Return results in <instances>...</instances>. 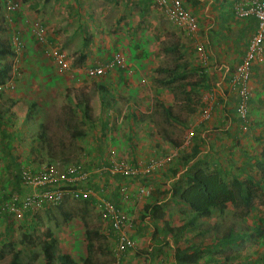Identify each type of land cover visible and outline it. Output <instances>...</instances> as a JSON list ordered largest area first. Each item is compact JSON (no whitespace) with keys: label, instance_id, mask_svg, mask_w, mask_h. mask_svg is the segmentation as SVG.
Returning <instances> with one entry per match:
<instances>
[{"label":"rangeland","instance_id":"374dc122","mask_svg":"<svg viewBox=\"0 0 264 264\" xmlns=\"http://www.w3.org/2000/svg\"><path fill=\"white\" fill-rule=\"evenodd\" d=\"M11 1L18 3L17 10H9L6 0H0V39L7 51L4 62L13 67L14 87L1 90L0 107L5 108L6 115L12 116L16 137L11 147L21 162L27 161L23 165L40 168L45 164L76 162L84 170L93 171L112 160L148 163L172 155L148 176L133 179L136 184L151 188L152 197H148L151 201L147 204L144 199L133 207L129 197L126 202L122 198L109 199L120 209L134 214L133 229L139 226L140 239L159 243L162 254L169 258L173 257L176 247L193 246L197 249L192 260L195 262L190 264H264V204L260 199L252 200L248 206L227 204L221 210L195 215L186 210L175 211L170 203L167 204L166 195L159 187L167 186L166 175L170 178L180 173L178 183H183L186 174L194 171L195 166L188 163V154L193 144L202 139V127L198 129L201 122L198 121L200 117L206 121L212 114L204 117L206 103L202 97L208 90L203 85L192 88L194 83L202 84L203 81L198 45L204 47L212 62L228 65L229 71L239 62L225 50L230 31L226 34L221 27H214L218 22L213 16V4L210 17L200 1L183 0L200 27L198 34L190 37L183 27L166 17L154 0ZM204 3L207 6L208 2ZM121 11L128 18L125 27L120 25L123 21ZM97 13L109 29L100 30L103 25L95 24ZM79 24L84 25L87 32L77 33ZM32 25H42L46 29L45 40L40 41L34 35ZM72 32L79 34L80 38L70 39ZM14 36H18L22 43L19 50L12 42ZM90 36L92 43L97 41L98 44L97 49L89 48L88 54L95 52L109 57L113 51H120L125 64L122 72L121 67H115L102 77L86 73L91 63L80 54V45L84 40L89 41ZM218 48L221 53L217 52ZM57 51L67 54L72 63L69 70H58L54 62ZM177 65L182 68L187 65L185 79L163 83L170 76L168 70ZM220 71L212 69L207 73L211 90L220 82ZM119 73L122 82L105 83L110 80L108 77ZM103 86L111 94H107ZM231 90L239 97L233 88ZM33 102L37 106L27 120L24 116ZM84 102L89 106V117H83L81 112L79 105ZM166 108H170L171 117ZM40 131L43 132L41 139L38 136ZM3 165L4 162L0 161L2 172ZM229 165L227 180L239 174L235 163ZM254 169L259 173L257 165ZM239 177L246 178L244 175ZM104 178L111 182L106 181L108 192L118 184L121 189L126 180L102 172L87 183H77V186L90 187L102 195ZM174 183L170 181V185ZM113 194L116 193L112 192L111 196ZM13 216L8 236L2 234L5 225L0 219V253L3 255L0 264L10 262L12 251H7L8 241L12 244L11 250H21L30 264L40 261L41 256L37 260L32 256L42 253L41 246L48 238L49 230L52 236L48 239H55L59 252L69 253L79 264H84L83 259L88 255V264L114 262L113 239H109L108 234L110 226L101 217L99 200H75L67 196L59 205L48 204L39 211ZM257 227L259 232H256ZM87 229L100 234L93 237L90 253L87 250ZM132 231L134 237L136 234L133 236ZM231 233L247 236L226 245L222 239ZM139 251H142L141 260L145 262L148 258L145 253H149L146 244Z\"/></svg>","mask_w":264,"mask_h":264},{"label":"built area","instance_id":"2783aa9c","mask_svg":"<svg viewBox=\"0 0 264 264\" xmlns=\"http://www.w3.org/2000/svg\"><path fill=\"white\" fill-rule=\"evenodd\" d=\"M155 3L162 9L166 17L176 25L185 29L186 34L190 37H195L199 30V23L196 16L187 9L183 0H154ZM9 10H17L18 3L6 0ZM238 18L254 16L258 20V28L251 37L248 50L245 56L236 65L231 82L233 89L239 96L237 104V115L244 121L248 122L250 113V98L252 79V66L255 62H260L263 59L264 53V0H248L240 3L236 9ZM32 32L37 38L45 40L46 29L42 25H32ZM17 50L22 43L18 36L12 39ZM199 58L201 66L205 72H210L212 65L210 57L206 53L204 47L199 44ZM54 62L60 72L69 70L72 66L67 54L63 51L54 53ZM115 67L124 68V57L121 53L113 55L112 59L91 65L86 68V73L89 76L101 77ZM228 68L224 69V73L228 72ZM13 75L5 83L0 85V91L5 87L13 88ZM211 91V92H210ZM202 97V101L206 103L204 117L208 118L214 109L212 97L215 91L210 90ZM172 158V155L165 159H157L144 163L136 161L131 164L126 159L112 160L107 165L100 169L89 171L84 170L79 163H60L45 164L40 168H34L30 165H23L21 169L22 189L18 194L13 195L6 203L5 208L9 213L19 214L21 212H35L43 209L45 205H59L67 196L75 200H99L101 207V217L109 223L112 237L114 240L113 264H121L123 256L129 251L138 253L139 241L131 236V231L134 227L135 216L124 209L117 207L111 200L102 199L90 187L77 186V183H87L98 173H106L120 175L126 178L121 184V192L125 197H131L132 206L136 207V203L147 199L151 194V188L144 184H136L135 189L130 187V181L133 179H142L148 176L157 167L162 166L165 162ZM130 180V181H128ZM95 181H98L97 179ZM135 181V180H134ZM133 206V207H134ZM147 264H150L148 262Z\"/></svg>","mask_w":264,"mask_h":264},{"label":"crops","instance_id":"0c3cea01","mask_svg":"<svg viewBox=\"0 0 264 264\" xmlns=\"http://www.w3.org/2000/svg\"><path fill=\"white\" fill-rule=\"evenodd\" d=\"M83 1V0H80ZM198 2L202 3L205 9V13L208 16L213 15V11L211 9L213 4V10L214 11V18L215 21L218 22V24L214 27H221L222 31H224L226 34L228 31H230L231 35L228 39L229 43L226 44L225 50L227 54L229 53L233 55V59L237 58V61L240 62V60L245 56L248 45L250 42L251 37L254 35L258 28V20L254 16L250 15L248 17L244 18H238L236 15V9L238 5L244 1L248 0H197ZM204 2H208L207 6ZM215 2V3H214ZM216 9H215V7ZM202 12V13H204ZM124 11H121V14L123 16ZM121 15L119 14L118 17ZM95 24L99 23L103 26H100V30H107L109 29L107 26L104 25V19L100 16V14H96L94 16ZM123 16V21L121 22V26H126V21ZM133 20H136L134 18ZM83 22L85 20L83 19ZM116 24V22H115ZM94 26V24H93ZM94 28V27H93ZM92 28V31H93ZM124 29V28H123ZM77 33L79 32H87L85 30L84 25H77L76 27ZM73 35L70 37L78 38L79 34L72 32ZM125 35V34H123ZM84 37V36H83ZM80 38V37H79ZM86 37H84L85 39ZM81 38V40H84ZM93 38L90 36L89 41L84 40V43L82 42L80 45V51L83 58L91 63V65L100 64L103 62H106L110 59H112L113 55L116 53H121L120 51H113L111 56L108 57V54L105 56H102L99 53H93L88 54L89 48L97 49L96 45L98 44L97 41H94L92 43ZM137 40V38H136ZM231 41V43H230ZM69 42V41H68ZM136 42V41H135ZM80 43V42H79ZM99 46V45H98ZM217 52L221 53V50L218 48ZM224 51V50H222ZM122 54V53H121ZM227 56V55H226ZM86 57V58H85ZM228 57V56H227ZM237 62L236 65L239 63ZM212 68L214 71L221 70L220 72V82L217 83L216 88H213L212 90L215 91L214 96L212 97V102H214V109L212 110V114L210 119H207L205 121L204 118L200 117L201 119L198 121L200 125L198 126V129L202 127V139H198L196 141V144H200L201 146V153L198 154V156L192 161V163L195 160H200L204 163H207V165L211 168L216 169V167L223 168V170L228 171L230 173V164L235 163V166H237L239 169V175H248V174H256L257 170L254 169L256 160L259 159V155L261 150L264 149V53H263V59L260 62H255L252 66V79L250 82L251 86V98L249 101L250 104V113H249V120L248 122L242 121L238 115H237V104L239 102V97L235 96V93L232 92V82L231 78L234 72L235 67H232L233 70L229 71L227 73H224L225 68H230L228 65H218L217 63H214L210 61ZM90 65V66H91ZM122 74L119 73L118 76L112 75V77H108L110 80L105 81L106 82H115L121 81L122 82ZM107 77H105L106 79ZM112 84V83H109ZM232 87V88H231ZM102 89H105L107 91V94H111L109 89L107 87H102ZM227 89L229 90L228 92ZM211 90V88H210ZM208 90V91H210ZM211 92V91H210ZM237 94V92H236ZM238 95V94H237ZM220 103L218 104V102ZM86 102H84V105ZM216 110V111H215ZM218 110V111H217ZM201 113L203 112V109L200 108ZM214 111V112H213ZM200 113V115H202ZM191 136H188V138ZM192 148V147H191ZM234 161V162H233ZM166 170V169H165ZM168 177L167 186L159 185V187H162V190L165 189H171L170 181L179 182L180 173L177 174L176 177H170L169 175H166ZM120 177V176H118ZM103 185L101 188V194H98L99 197L102 199H112L117 198L119 200H123V202H126L128 199V196L125 197L124 194H122L121 189H119L120 185H116L111 188V191L108 192L109 188L106 186V181H108L110 184V180L104 178L102 180ZM130 181V180H128ZM130 187L132 189H135L136 182L130 181ZM104 188V190H103ZM116 193L111 196V193ZM129 199L131 200V197L129 195ZM149 201H151L150 198H147L144 200V204H147ZM130 203V201H129ZM131 204V203H130ZM157 214V210H156ZM139 225V224H138ZM139 226H135L133 229L132 234L141 242H139V248L143 249L144 244H146V248L149 251L148 254L145 253L147 259H145V262H142L143 253L142 251H138V253L130 251L128 254L124 255L123 259L121 260V264H147L150 262V264H172V262H175L174 259V253L173 257L170 256H164L161 252L158 244L153 241V243H150L149 241L144 242V239H140V232ZM109 239H113L112 232L109 230ZM142 243V245L140 244ZM114 245V240L113 243ZM142 246V247H141ZM175 251V250H174ZM163 259H165L163 261ZM167 259V260H166ZM144 260V259H143ZM175 264H177L175 262Z\"/></svg>","mask_w":264,"mask_h":264},{"label":"trees","instance_id":"16d2710c","mask_svg":"<svg viewBox=\"0 0 264 264\" xmlns=\"http://www.w3.org/2000/svg\"><path fill=\"white\" fill-rule=\"evenodd\" d=\"M6 52V48L0 39V85L5 84L13 73L12 65L4 62L3 56ZM186 69H188L187 65L183 68L181 65H177L176 68L168 70L170 76L162 82L171 84L178 81V79H185L188 72ZM200 69L203 73L202 84L194 83L192 88L195 89L203 85L205 89L210 90L211 87L207 80V72L204 71L202 66ZM122 70L124 69L120 68L121 72ZM189 90H191V88ZM36 104L35 102L31 103L27 114L24 116L25 119L30 120L31 112L37 106ZM79 106L82 108L81 112L83 117H89V106L86 104L84 105V103ZM9 110L10 109H7V111ZM166 112L168 116H172L170 108H166ZM6 114L5 108L1 109L0 107V161L4 162L2 166L3 172L0 171V219L5 225V230L2 231V234L8 236L12 230V218L15 216H13L14 214H9L5 205L13 195L21 192V169L23 162L27 161L21 162V159L12 151L11 144L16 137V133L13 132V124L11 123L12 116ZM38 136L41 139L43 137V132L40 131ZM201 151L200 144L194 143L188 154V163L195 166L194 171L186 174L183 183L176 182L171 185V189L163 190L166 195L167 204L170 203L175 211L186 210L195 215H200L209 213L213 210H221L227 204L239 203L242 206H248L251 201L256 198L260 199L262 204H264V149L261 150L260 157L255 163L259 169V173L248 174L245 179H241L238 175H233L230 180L225 178L227 173L220 167L211 170V167H209L207 163H204L205 165L202 166L203 162L200 160H195L192 163ZM116 176L118 177L119 175ZM149 197H152L151 194ZM163 232L166 233V230ZM256 232H259L258 227ZM98 235H100L98 231L86 230V237L88 239L87 250L89 253L93 248V237ZM245 235L244 233L242 235L231 233L225 236L222 242L226 245H228V243H237L247 236ZM47 236L48 238L52 236L50 230ZM48 238L42 243V253L33 254V260H37L41 256V260L35 264H79L69 253H60L57 246H55V239L50 240ZM8 244L9 245H6L8 247L7 251H12L9 264H30L29 260L23 256L24 254L21 250L13 251L11 250L12 244H10V241H8ZM196 250L197 249L193 246H186L183 248L176 247L174 251L175 262L177 264H190L191 262H195L192 260ZM1 256H3L2 253H0V257ZM24 258H26L27 261L24 260ZM89 261V255L83 259L84 264H88Z\"/></svg>","mask_w":264,"mask_h":264},{"label":"clouds","instance_id":"9594fccd","mask_svg":"<svg viewBox=\"0 0 264 264\" xmlns=\"http://www.w3.org/2000/svg\"><path fill=\"white\" fill-rule=\"evenodd\" d=\"M102 77V76H101ZM120 176V175H119Z\"/></svg>","mask_w":264,"mask_h":264}]
</instances>
